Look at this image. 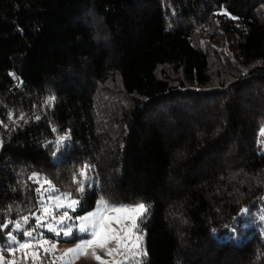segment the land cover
<instances>
[{
  "label": "trees",
  "instance_id": "trees-1",
  "mask_svg": "<svg viewBox=\"0 0 264 264\" xmlns=\"http://www.w3.org/2000/svg\"><path fill=\"white\" fill-rule=\"evenodd\" d=\"M263 124L264 0H0L2 225L39 174L75 215L145 203L143 264H264L227 238L264 206Z\"/></svg>",
  "mask_w": 264,
  "mask_h": 264
},
{
  "label": "rangeland",
  "instance_id": "rangeland-1",
  "mask_svg": "<svg viewBox=\"0 0 264 264\" xmlns=\"http://www.w3.org/2000/svg\"><path fill=\"white\" fill-rule=\"evenodd\" d=\"M260 137V142L264 141V136ZM63 140L67 141V139ZM259 150L264 152V142ZM34 176H38L40 181L39 184L37 183L40 188V193H38L39 209L34 215L28 217L27 223H25L24 220L18 222L21 225V229L32 231V237L24 236L22 231H18L15 228L17 222L5 223L4 225H8L7 228H4L0 223V264H100V261H97L95 256H99L102 261L106 262V264H113L114 261H123L124 264L144 263L145 256L134 255L138 249L131 247V243L134 242L135 236L131 238L128 248H122L119 253L113 252L112 255H108L107 250L116 249L117 246L115 241L110 242L106 248L93 246L80 253H70L69 255H65L68 249L75 248L78 243L91 238L90 235L81 234L79 232L80 220L77 219V217L86 215L88 212L82 215L74 214L79 210L81 200L78 205L74 206L76 209L75 211L68 207H56L57 202L54 199H48L49 193H51L52 196L60 195L61 200L66 205L70 200H65L62 194L67 192H63L55 186L54 189L58 191H53V189L45 183V181H49L45 176L39 174H35ZM46 189L47 191H45ZM70 199L78 198L71 195ZM41 202L44 205L49 206L50 213L48 215L43 212ZM64 211L68 212L71 219L65 217L62 224L57 223ZM241 215L243 219L237 224L238 226L231 228L227 238L240 242L243 239L242 235L248 232L249 228L254 227L262 233L261 238L264 241V219H262V217H264V206L259 204L245 210ZM36 216L41 217V224L43 227H39L33 231V228L36 227ZM143 217L138 218L137 223L139 227L135 229L134 232L136 235L143 237V240L140 242L139 250L145 251L146 231L143 229ZM48 223H52L56 230L60 232V235L48 231ZM69 225L72 226L73 233L69 236H65L63 234L64 230ZM113 227L118 226L113 225ZM125 227H131V222L126 221ZM13 235L17 237V243H12L11 236ZM73 239H75V242H71ZM44 241H47V243ZM24 242L30 243L31 246L26 249H21L19 244ZM125 257L127 258L125 259Z\"/></svg>",
  "mask_w": 264,
  "mask_h": 264
},
{
  "label": "snow or ice",
  "instance_id": "snow-or-ice-1",
  "mask_svg": "<svg viewBox=\"0 0 264 264\" xmlns=\"http://www.w3.org/2000/svg\"><path fill=\"white\" fill-rule=\"evenodd\" d=\"M225 15H228V13H224ZM51 99H54L51 98ZM24 117H21L23 119ZM55 131V129H53ZM260 135L264 136V127H261L259 130ZM64 138H60V141H62ZM59 147V141L57 142V148ZM87 165L84 166V168L81 169L80 176L84 177V180L77 181V188L76 190L80 193H83L85 191V180L86 177V170ZM31 179H34L36 183L39 184V177L34 176L31 177ZM49 185L50 188L53 189V191H58L54 189V186H52L51 181H45ZM47 191V189L45 190ZM37 193H40V188L38 187L36 189ZM42 195V194H41ZM65 200H70L69 203L66 205L61 200L60 195L52 196L51 193H49L48 199H54L57 204L56 207L63 208L68 207L71 208L73 211H75L76 205L80 203V199H70L71 193H63L62 194ZM82 199V197H81ZM41 207L43 208V212L48 215L50 213L49 206L44 205L41 202ZM148 212V206L143 202H134L132 204H124V203H118L115 200H110L106 198L105 196L101 195L98 197L95 203V208L93 211L88 212L86 215L79 216L77 219L80 220L79 224V232L81 234H88L90 235V239H85L82 242L78 243L75 248L68 249V251L65 253V255H69L70 253H80L83 250L97 246L101 248H106V246L112 242L115 241L116 243V249H108L107 254L112 255L113 252L119 253L120 249L122 248H128L129 243L131 241V238L135 236L134 242L131 243V247H135L138 249L134 255L136 256H146L147 253L144 250H139L140 242L143 240V237L140 235H136L134 230L139 227L137 220L140 217L145 216V214ZM69 217V214L67 211H64L59 221L57 223L62 224L64 222V218ZM54 218V217H53ZM264 219V217H262ZM36 227L33 228V231H35L39 227H43L41 224V217L36 216ZM25 223L28 222V217H24ZM130 221L131 227H125V222ZM113 225H117L118 227H113ZM4 228H7L8 225H3ZM15 228L18 231H22L24 236L32 237V231H28L27 229H21V225L17 222L15 224ZM48 231L55 232L56 235H60V232L56 230V228L53 226L52 223L47 224ZM73 233V228L71 225H69L64 230V235L69 236ZM12 243H17V237L15 235L11 236ZM47 243V241H44ZM31 245L28 242L20 243L19 247L21 249L29 248ZM95 255V254H94ZM127 257H125L126 259ZM95 259L97 261H100V264H106V262L102 261L99 256H95ZM113 264H124L123 261L120 262H113Z\"/></svg>",
  "mask_w": 264,
  "mask_h": 264
},
{
  "label": "built area",
  "instance_id": "built-area-1",
  "mask_svg": "<svg viewBox=\"0 0 264 264\" xmlns=\"http://www.w3.org/2000/svg\"><path fill=\"white\" fill-rule=\"evenodd\" d=\"M18 80V79H17ZM19 81V80H18ZM19 84V83H18Z\"/></svg>",
  "mask_w": 264,
  "mask_h": 264
}]
</instances>
